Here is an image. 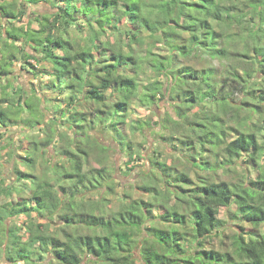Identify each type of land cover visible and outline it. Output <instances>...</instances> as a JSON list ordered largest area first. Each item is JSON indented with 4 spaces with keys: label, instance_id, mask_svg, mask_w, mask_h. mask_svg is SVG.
I'll list each match as a JSON object with an SVG mask.
<instances>
[{
    "label": "trees",
    "instance_id": "obj_1",
    "mask_svg": "<svg viewBox=\"0 0 264 264\" xmlns=\"http://www.w3.org/2000/svg\"><path fill=\"white\" fill-rule=\"evenodd\" d=\"M39 2L47 5V0H29L33 6ZM177 4L179 15L188 21L187 24L168 18L175 16ZM91 6L93 0H60L55 19L61 20L65 27L55 31L49 29L47 26L54 21L45 15L44 27L31 29L34 35L28 36L27 45H24L22 39L27 36V24L17 27L15 21L21 20L27 9L21 0L0 3V21H6L13 29L4 33L9 41L3 46L7 56L0 54V122L7 121L9 126H35L36 129L41 124L32 111V105L25 104L23 113L18 106L25 88L11 84L15 62L22 61L23 70L29 72L31 69V76L35 73L52 77L45 82V87L54 91L61 78H80L77 66L86 64L82 57H98L103 51L111 54L112 61H101L104 67L97 69L105 85L110 83L104 79L106 72L114 73L124 67L121 61H133L138 69L147 65L144 83L147 88L162 82L155 73L163 67L160 62L167 60L163 52L166 41L175 39L182 42L181 55L190 51L189 42L193 45L198 43L201 49H210L218 58L230 57L234 65L242 66L246 71H233L230 76L223 77L220 89L223 95L210 107L211 116L207 122H191V131L186 136L162 138L154 152L158 158L151 162V172L143 176L140 187L146 198L120 194L116 198L115 210L109 213L110 196L116 194L114 185L108 188V197L103 202L93 200V203H88L93 199V193L85 198L81 210L73 206L71 214L58 217V222L47 223L40 213L46 207L44 193L47 192L48 196L56 194L52 185L32 171L17 169L14 172L17 179L41 180L42 187L29 197L16 193L17 200L1 204L0 209H11L10 216L30 219L33 238L44 246V251L51 252L50 264H81L84 252L91 261L103 259L104 264H264V27H259L264 25V0H99L95 4L97 13L106 16L113 26L102 31L101 25L97 24L93 36L88 37L85 35L87 22L77 25L75 19L78 18L77 13L83 15L81 10ZM245 13L248 14L247 21L243 19ZM125 16L128 18L127 32L121 33L118 28L124 24ZM138 19L145 24L143 32L137 31L135 26ZM153 23L171 24L174 30L157 36L151 29ZM252 24L257 25L255 30L249 27ZM45 31L49 34L40 39ZM197 31L200 32L199 37L195 35ZM204 36L208 39H203ZM129 38L138 43L140 54L130 55L132 49L124 43ZM217 44H222V47L217 48ZM33 60L35 63L29 62ZM208 71L218 73V69ZM249 81L253 86L245 90L243 86ZM188 82L193 85L199 83V76L190 78ZM111 83L138 86V82L129 81L123 75ZM35 87L30 83L29 88ZM66 90H76V84L68 85ZM229 90H239L245 98L237 103L229 96ZM185 92L191 90L185 88ZM86 95L88 99L101 103L96 99L99 89L95 85L89 86ZM191 95L198 99L194 92ZM157 99L155 95L151 97L153 101ZM14 100L17 107L12 115L5 106L11 107ZM119 104H123L125 113L132 116L131 125L121 121L129 143L142 146V134L136 127L140 122V118L135 116L136 108L123 100ZM113 109L118 111L119 105H113ZM51 125L49 121L48 126ZM52 131L55 135V128ZM60 135L70 140L73 138L72 129L62 127ZM20 142L21 151L24 145L49 143L38 135ZM163 145L177 154V164L168 163L164 158ZM220 148L222 153L217 150ZM65 150L70 155L75 154L73 149ZM19 159L25 161L26 167L33 163L29 155ZM99 170L111 175L107 167ZM73 175L69 172L65 178ZM222 175L227 179H221ZM3 184L4 180L0 179V195H11L12 186L3 188ZM59 192L61 195L69 194L63 186ZM220 208L227 209L228 219L233 223L241 222L258 231L247 232L245 227L237 225L238 230L230 232L227 221L219 218ZM38 220L45 222L39 223ZM58 224L63 227H58ZM51 225L53 229H50ZM21 226L27 227V220ZM67 228L72 232L66 233ZM41 229L45 230L43 234ZM57 231L60 235L55 234ZM68 237L78 240L84 251L69 247L66 243ZM215 237L219 238L217 244L213 243ZM30 256L26 248L18 249L17 258L28 259Z\"/></svg>",
    "mask_w": 264,
    "mask_h": 264
},
{
    "label": "clouds",
    "instance_id": "obj_2",
    "mask_svg": "<svg viewBox=\"0 0 264 264\" xmlns=\"http://www.w3.org/2000/svg\"><path fill=\"white\" fill-rule=\"evenodd\" d=\"M21 2L27 9L23 17L27 21L25 29L27 36L22 39L24 45H27L28 36L34 35L31 29L44 27L45 15L54 21L47 26L49 29L55 31L65 27L61 20L55 19L58 15L60 0H47L48 12L39 11L41 4L33 6L29 0H21ZM97 2L99 0H93V6L87 10H81L83 15L77 13L78 18L75 19L77 25L87 22L88 30L85 35L88 37L93 36L97 24L101 25L102 31H107L108 27L113 26L106 16L97 13L95 8ZM178 9L179 4L176 5L175 16L168 18H175L178 23L187 24V20L181 19ZM28 12L33 13L32 19H28ZM137 15L140 16L142 13ZM247 18L248 14L245 13L243 19L247 21ZM123 19L124 24L119 25L118 30L126 33L128 18L125 16ZM135 26L139 32L145 30L142 20H136ZM249 27L255 30L257 25L252 24ZM151 29L157 36L174 30L171 24L163 23H153ZM6 31H13V29L6 21H0V54L5 56L8 53L4 51L3 46L9 43L4 35ZM48 34L45 31L39 38L43 39V36ZM195 35L199 37L200 32L197 31ZM202 38L208 39L207 36ZM124 43L132 49L130 55L140 54V46L131 38ZM181 44V41L175 39L166 41L163 52L167 60L160 62L163 67L158 68L155 73L162 82L158 85L151 84L147 88L144 87L147 79L145 75L147 65L138 69L133 61H121L124 67L114 73L106 72L104 79L110 83L105 85L97 69L104 67L101 61L105 63L112 61L111 54L103 51H100L98 57H82L81 59L86 60V64L77 66L80 78L78 80L61 78L54 91H49L45 87V82L52 77L33 73L29 82L36 87L35 89L25 88L21 94L23 100L18 106L23 113L25 104L32 105V111L41 121L39 129L37 130L35 126L23 125H16L13 128L7 121L0 122V133L4 134V141L0 143V179L12 177L13 195L19 193L29 197L34 190L42 187L41 180L48 181L56 194L48 196L47 192L44 193L46 207L40 214L47 223L58 222V217L71 214L73 206L81 210L87 196L94 193L93 199H89L88 203H93V200L97 203L103 202L108 197V188L113 187L116 181H126L123 186L127 190L136 183L137 178L150 174L151 162L158 158L154 152L156 146L161 144L162 138L186 136L191 131V122H207L211 116L210 107L215 104L219 96L223 95L220 93L223 77L230 76L233 71H246L242 66L234 65L230 57L218 58L210 49H201L198 43L193 45L189 42L190 51L181 55ZM216 47L220 48L222 44H217ZM62 54L65 53H57V55ZM42 63L51 66L46 61ZM19 66L17 64V67ZM192 69L199 71L193 72ZM210 69H218V73L208 71ZM15 70L14 68L13 71ZM121 75L129 81L138 82V86L134 88L131 83L126 86L113 85L111 81L119 80ZM196 76H199V83L193 85L188 82L190 78ZM252 80H255V74L252 75ZM72 83L76 84V90H66ZM91 85L99 89L96 99L101 103L88 99L86 92ZM252 86V81H249L243 87L246 90ZM185 88L194 92L198 99H194L191 92H185ZM228 94L237 103L245 98L243 92L239 90L235 92L229 90ZM153 95L158 99L151 100ZM122 100L131 104L133 108L140 107L146 112H158V115H154L151 120L141 118L136 125L142 134V146H133L129 143L125 125L121 121H127L129 125L133 121L132 116L125 113L123 104H119ZM113 105H119V110H114ZM5 107L8 108L9 114L14 115L17 102L14 100L11 107L7 105ZM81 112L86 115H76ZM49 121L52 122L51 127L48 126ZM62 127L72 129V139L66 140L61 137ZM53 128H55V135H53ZM38 132L49 143L38 146L24 145V150L21 151L18 141L34 137ZM65 149H73L75 154L70 155ZM217 150L221 153L223 151L222 148ZM25 155L32 157L33 163L30 167H26L25 161L19 159ZM105 167L111 175L99 170ZM20 168L32 171L39 175L41 180L30 182L26 179H17L13 173ZM117 168H123L124 171L117 172ZM69 172L74 175L66 179ZM61 186L69 190L68 195L60 194ZM33 207H35L34 203ZM10 213L11 209H0V215L3 216L0 220V264H50L51 252L44 251V246L33 238L34 229L31 227L30 219L25 218L28 226L23 227L19 219L10 216ZM58 227L63 225L58 224ZM44 231L41 229L40 233L43 234ZM65 232L70 233L72 229L67 228ZM55 234L60 235L59 231ZM76 234L79 235V232ZM66 243L73 249L80 248L84 251L78 240L68 237ZM22 247L31 253L30 258H17L18 249ZM81 264H104V261L100 259L93 262L87 252H84Z\"/></svg>",
    "mask_w": 264,
    "mask_h": 264
},
{
    "label": "rangeland",
    "instance_id": "obj_3",
    "mask_svg": "<svg viewBox=\"0 0 264 264\" xmlns=\"http://www.w3.org/2000/svg\"><path fill=\"white\" fill-rule=\"evenodd\" d=\"M1 2H5V0H0V3ZM38 4H41V8L39 9V11L41 12H48L49 9L46 7V4L45 3H38ZM27 11V10H26ZM33 16H31V12H28V19H32ZM15 25L17 27H23L24 25L27 24V21L24 20V18H21V20H17L15 21ZM30 51V50H28ZM19 56V54H18ZM19 59V58H18ZM22 62V61H21ZM21 62H15V65L13 66V69L15 68L16 70L12 72V81H11V84L13 87H17L18 85H22L24 88H29L30 87V80H31V75L29 72H31V69L29 70V72H27L28 70H23V67H22V63ZM30 63H33V61H29ZM17 64H19L20 66L17 67ZM3 84H5V81L3 82ZM0 92H1V88H0ZM136 113H138V115L135 114V116L137 118H144V119H147V118H152L154 116V113L151 112V111H148L146 112L143 108H139L137 107L136 108ZM156 115H158V112L155 113ZM16 125L12 126L13 128L15 127ZM38 130V129H37ZM38 136H40L41 138L43 136L39 135V132L37 133ZM11 138V137H9ZM140 139L142 140V138L140 137ZM4 141V134L2 136H0V143H3ZM18 143L20 144L21 142L18 141ZM24 144V142L22 143ZM165 145H163L161 147V150H162V154L164 155V158L167 159V162L170 163H176V160L178 159V156L177 154L174 152V151H171L170 148L168 147H164ZM21 170H24L22 168H20ZM117 172H121V171H124L123 168H117L116 169ZM255 174V172H253V175ZM14 175V173H13ZM221 179H227V176L226 175H222L220 176ZM4 180V184H3V188H6L8 186L11 185V181H12V177H8V178H5L3 179ZM144 180V177H139L137 178L136 180V183L133 184L130 188H127V190H125L124 188V183L126 181H116L115 182V195L113 196H110V199H111V203H110V206L111 208L107 209V212L110 213V210H115L116 206H117V201H116V198L117 196H120V194L123 195V193H129L132 195L133 198H146L145 197V193L143 190H141V186H142V181ZM16 194L13 195V192L11 195L7 196V195H4V194H1L0 195V205L1 204H4V203H8V202H11V203H14L17 199H16ZM230 209H234V207H230ZM219 218L222 219V220H225L227 221V227L230 228V232H233V231H237V225H242L243 227H245V231L247 232H252V233H256L258 230L248 226V225H244V224H241V222H235L233 223L231 220L228 219V213H227V209L225 208H220L219 210ZM19 222L20 224L22 225L24 223V221H26L25 217H19ZM39 223H44L45 221L44 220H38ZM53 225L50 226V229H53L52 227ZM226 228V227H225ZM224 232L225 233H229V230H225L224 229ZM223 235H221L222 237ZM224 237V236H223ZM219 242V238L218 237H215L213 243L214 244H217Z\"/></svg>",
    "mask_w": 264,
    "mask_h": 264
}]
</instances>
